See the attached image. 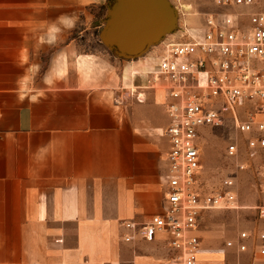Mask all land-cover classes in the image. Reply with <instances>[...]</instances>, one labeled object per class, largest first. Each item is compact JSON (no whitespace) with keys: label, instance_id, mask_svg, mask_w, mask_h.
Wrapping results in <instances>:
<instances>
[{"label":"crops","instance_id":"obj_1","mask_svg":"<svg viewBox=\"0 0 264 264\" xmlns=\"http://www.w3.org/2000/svg\"><path fill=\"white\" fill-rule=\"evenodd\" d=\"M108 2L0 0V264H158L168 256L160 241L126 242L122 226L163 211V93L115 106L117 87L145 65L118 73L105 47L77 48L76 29L91 25L78 33L96 37ZM208 255L202 250L201 264Z\"/></svg>","mask_w":264,"mask_h":264},{"label":"built area","instance_id":"obj_2","mask_svg":"<svg viewBox=\"0 0 264 264\" xmlns=\"http://www.w3.org/2000/svg\"><path fill=\"white\" fill-rule=\"evenodd\" d=\"M216 9L200 25H184L172 39L144 58L145 68L132 71V84L121 83L113 104L127 108L145 104L149 91L163 93L168 125L163 136L170 148L164 157L163 211L148 221L123 220L126 242L160 241L168 256L158 264H201V227L215 210H240L238 192L241 147L237 140L226 155L237 161L215 191L200 188L203 135L207 128L231 121L246 138L250 156L264 152V0H211ZM175 7V6H174ZM181 6L177 7L179 15ZM159 44V45H160ZM158 46H154L156 48ZM143 76L138 83L136 76ZM264 191V164L258 169ZM264 219V204L257 206ZM250 234L242 231L228 247L238 253L250 249ZM255 256L264 257V231L256 236Z\"/></svg>","mask_w":264,"mask_h":264},{"label":"rangeland","instance_id":"obj_3","mask_svg":"<svg viewBox=\"0 0 264 264\" xmlns=\"http://www.w3.org/2000/svg\"><path fill=\"white\" fill-rule=\"evenodd\" d=\"M169 1L176 9L179 6L181 8L182 6L190 8L188 11L181 9L182 13L179 15L178 27L173 34H176L186 24H190L191 26L200 25L204 21L205 14L216 10L211 4V0ZM114 2L115 0H109L107 12ZM104 27L98 29L96 37H91V34L80 37L81 34L78 32H82V30L91 31L93 27L91 25H79L76 29L78 52L80 54H92L97 52L99 45L105 47L106 58L114 64L118 73L123 71V65H127V63L136 62L137 65H141V61L144 62V58L150 57L151 53L157 51L161 46L159 43L160 45H156L158 47H151L142 57L136 60H128L119 56L115 50L108 48L103 43L101 33ZM174 37L168 35L162 42ZM87 59L91 58L88 57ZM117 65L122 66L120 68ZM80 66L86 67L87 65ZM112 73L110 78L111 80L115 79L117 83L115 71H112ZM235 140L239 142L241 147L239 161L246 165V170L242 172L238 170V162L229 159L226 155L228 145ZM202 145L203 168L200 177V188L207 192L218 190L224 178L231 172L239 171L237 185L240 205L243 207L240 210H215L205 214L201 227V247L202 250H206L209 253L205 257H209L212 260L211 263L206 262V264H263L261 261L264 260V257L257 258L255 262L254 245L257 243L256 236L259 232L264 231V219L260 218L256 210L257 206L264 204V191L262 182L258 177V169L264 164V152H258L250 156L245 147L246 138L237 133L231 121H226L219 127L207 128L203 135ZM242 231L250 234V249L247 252L238 253L235 248L228 247L227 243L236 240L237 235Z\"/></svg>","mask_w":264,"mask_h":264},{"label":"water","instance_id":"obj_4","mask_svg":"<svg viewBox=\"0 0 264 264\" xmlns=\"http://www.w3.org/2000/svg\"><path fill=\"white\" fill-rule=\"evenodd\" d=\"M178 20L169 0H115L108 8L101 38L119 56L136 60L173 34Z\"/></svg>","mask_w":264,"mask_h":264},{"label":"bare ground","instance_id":"obj_5","mask_svg":"<svg viewBox=\"0 0 264 264\" xmlns=\"http://www.w3.org/2000/svg\"><path fill=\"white\" fill-rule=\"evenodd\" d=\"M182 9H183V11H188L190 8L188 6H182ZM141 62H142L141 65H143L144 62L143 61H141Z\"/></svg>","mask_w":264,"mask_h":264},{"label":"trees","instance_id":"obj_6","mask_svg":"<svg viewBox=\"0 0 264 264\" xmlns=\"http://www.w3.org/2000/svg\"><path fill=\"white\" fill-rule=\"evenodd\" d=\"M106 16H107V8H106Z\"/></svg>","mask_w":264,"mask_h":264}]
</instances>
